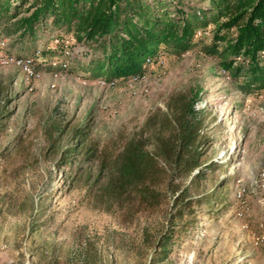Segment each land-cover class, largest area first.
Here are the masks:
<instances>
[{
    "label": "rangeland",
    "instance_id": "374dc122",
    "mask_svg": "<svg viewBox=\"0 0 264 264\" xmlns=\"http://www.w3.org/2000/svg\"><path fill=\"white\" fill-rule=\"evenodd\" d=\"M212 29L197 31L188 52L160 45L143 72L118 80H93V50L66 28L23 45L0 38V264H264V87L245 93L246 69L234 76L204 54ZM10 58L32 61V74ZM190 91L204 121L201 163L213 168L190 190L189 229L160 247L170 192L152 210L132 198L107 206L97 157L59 161L77 128L108 154L132 135L153 140L170 96Z\"/></svg>",
    "mask_w": 264,
    "mask_h": 264
},
{
    "label": "trees",
    "instance_id": "16d2710c",
    "mask_svg": "<svg viewBox=\"0 0 264 264\" xmlns=\"http://www.w3.org/2000/svg\"><path fill=\"white\" fill-rule=\"evenodd\" d=\"M171 1L0 0V38L23 45L34 42L41 32L66 28L76 42L93 50L88 68L93 80H118L143 72L160 45L175 54L188 52L197 31L213 25L204 54L217 58L220 69L234 76L246 69L245 93L264 87V0H203L206 5L201 8ZM49 48L44 44L41 51L63 53L60 45ZM197 100L198 94L191 91L171 95L155 138L147 141L142 133L132 135L122 139L113 154L107 153V146L86 145L85 127L77 128L73 133L77 143L61 151L59 163L67 164L75 155L97 157L96 180L104 171L101 197L107 206L132 198L152 210L170 192L166 227L157 240L158 246L168 247L189 229L191 220L184 219L193 213L195 202L190 190L204 178L205 169L213 168L201 163L204 121L195 107ZM196 169L199 172L192 174ZM187 177L189 182L179 186L177 180Z\"/></svg>",
    "mask_w": 264,
    "mask_h": 264
},
{
    "label": "bare ground",
    "instance_id": "6f19581e",
    "mask_svg": "<svg viewBox=\"0 0 264 264\" xmlns=\"http://www.w3.org/2000/svg\"><path fill=\"white\" fill-rule=\"evenodd\" d=\"M17 58V57H16ZM26 58V57H25ZM25 58H23V59H25ZM7 59V58H6ZM14 58H10V60H13ZM23 59H14L15 60V62H16V64H18L22 69H23V71L24 72H26V73H29V74H32V71H31V66H30V62H32V61H30V60H23ZM14 63V62H13ZM17 65V66H18ZM33 65V64H32ZM135 75V74H134ZM133 76V75H132ZM136 77L137 78H139L140 76L137 74L136 75ZM135 77V78H136ZM260 179H261V184H260V187H264V168L262 169V171H261V173H260Z\"/></svg>",
    "mask_w": 264,
    "mask_h": 264
},
{
    "label": "built area",
    "instance_id": "2783aa9c",
    "mask_svg": "<svg viewBox=\"0 0 264 264\" xmlns=\"http://www.w3.org/2000/svg\"><path fill=\"white\" fill-rule=\"evenodd\" d=\"M161 61H163V59L160 58L159 60H156L155 63H158V62H161Z\"/></svg>",
    "mask_w": 264,
    "mask_h": 264
}]
</instances>
